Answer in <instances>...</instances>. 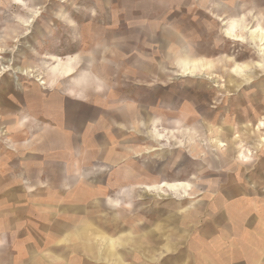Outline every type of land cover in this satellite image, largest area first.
I'll use <instances>...</instances> for the list:
<instances>
[{"label":"rangeland","instance_id":"obj_1","mask_svg":"<svg viewBox=\"0 0 264 264\" xmlns=\"http://www.w3.org/2000/svg\"><path fill=\"white\" fill-rule=\"evenodd\" d=\"M243 16L249 20L250 27H264V0H0V38L8 37L1 45L0 68L11 67L0 76L6 74L7 79L18 76L14 69H22L25 60L37 65L46 55L63 59L79 55L84 61L82 67H90L89 75L104 80L96 83L97 90L105 89L99 94L92 88L85 101L73 100L62 92H47L35 104L29 92L0 85V128H14L22 116L39 115L40 124L51 127L43 143L53 145L58 151L56 155L71 147L76 150L68 159L58 158L56 164L45 155L29 160L18 156L5 160L6 163L15 160L18 177L15 202L11 206L16 209L24 206L26 211L31 208L35 214L27 213L16 219V227L3 229V224L7 225V211H0V236H5L7 241L0 255L14 250L18 256L20 252L13 248L16 245L29 252L28 255L39 251L38 246H43L42 235L34 206H49L52 190L59 195L60 224L75 225L90 211L94 214L95 199L102 202L105 194L114 192L108 188L114 179L106 175L93 183L76 182L70 177L73 165L86 170L100 161L110 164L114 174L123 173L121 166L126 163L113 165L108 150L115 146L121 154L111 159L120 156V161L125 160L128 133L122 125H126L145 140V153L147 148H159L152 155L137 158L136 166L144 173L141 174L144 181L152 182V176L161 174L170 181L190 183L192 187L186 197L190 193L195 199L199 195L197 189L204 194L197 198L202 205L193 223L201 220L203 226L212 219L225 220L221 216L228 208L235 213V208L230 206L233 201L243 206L240 200L245 196L250 199L253 211L250 218L247 213H240L237 218L246 219V223L251 219L255 230L249 236L246 230L240 245L248 246L253 264H264V250L258 249L264 247V143L260 141L264 129L258 130V123L264 117V73L254 65L261 61V54L250 38L244 43L235 42L224 34L227 21ZM189 61L198 62L190 67L197 70L193 76L184 77L182 68ZM206 65L210 67L207 69ZM236 65L249 67L246 71L253 73L249 83L232 74ZM40 70L45 79L56 75L47 68ZM20 82L23 90H32L33 83H37L21 76ZM56 96L71 108L64 106L60 121L72 118L77 125L68 132L71 134L68 140L54 136L57 125L50 114L58 109L51 101ZM223 125H228L224 126L226 133L217 132ZM156 130L172 141L184 136L192 141H187L186 149H177L168 144L170 138L160 142ZM25 132L30 139L40 134L32 124ZM225 134H231V140L240 136L242 146H230ZM216 140L228 143L229 147L217 149ZM22 176L29 179L34 190L26 188V180L19 179ZM39 181L47 187L38 185ZM96 186L101 194L93 197L90 188ZM86 192L91 195L87 200L85 196L79 197ZM5 198L0 194V204H6L1 202ZM215 200L217 209L213 212L215 217H211ZM95 216L104 218L100 213ZM42 223L48 229L50 216L49 221ZM230 229L236 230L232 226ZM6 263V258L0 261Z\"/></svg>","mask_w":264,"mask_h":264},{"label":"crops","instance_id":"obj_2","mask_svg":"<svg viewBox=\"0 0 264 264\" xmlns=\"http://www.w3.org/2000/svg\"><path fill=\"white\" fill-rule=\"evenodd\" d=\"M6 40H8V37L0 38V46L3 45ZM70 57H72V64L75 67V72L72 75H64L62 72H59L58 67L57 71L55 70L56 75L46 76V79L45 76L41 75V71H37L41 79L18 72V76L12 74L15 78H13V76L8 79L4 78L6 74L0 76V85L5 89H16L20 92L31 93L29 95L32 99L35 98V104H38L40 102V97L45 96L44 93L47 92H62L64 96H68L76 101H85L92 88L96 93H104V88L100 91L96 88V83H103L104 80L97 76L95 77L94 74L92 76L89 75L91 71L89 70L90 67H82V63L84 62L82 57H79V55ZM23 63V66H21L23 69L31 68L39 70L44 68L43 62L33 65L25 60ZM56 66H58V64ZM79 70L81 74H79ZM20 76L26 77L28 80L35 79L37 83L33 84L34 88L32 91L23 90V83L20 82ZM44 79L47 83L42 84ZM63 79H67V81ZM65 82L67 83L66 86L64 85ZM34 90L37 91L38 94L37 92L35 93ZM51 101H54V104L58 106V109L55 108V112L50 114L55 117V124L58 125L57 132L54 136L63 137V139L67 137L68 140L69 136H71L68 132L74 131L77 126L75 120L71 118L60 121L66 109L64 106L68 104L60 96L54 97ZM68 106L70 108V104ZM38 116L34 115V118H32V116H22V118L19 119L20 121L18 120V123L14 125V128H0V158L2 157L0 159V190H2L0 194L6 197L1 200V202L6 201V204H0V207L6 206L1 208L0 211H7L5 217L7 225L3 224V229L16 227V219L22 216L24 217L27 213L35 214V211L31 208L26 211L24 206L18 209L11 206L15 202L18 177L15 160L12 162L8 161V163H6L5 160H10L9 158L15 156H18L20 159L29 160L38 157L40 154L49 156V159H52L53 163L56 164L58 158L68 159L76 153L75 148L71 147L70 149L64 150L61 155H56L58 151L53 149V145H48V142L45 141L44 146L42 140L51 127L48 126V124L42 126L38 120ZM31 124L40 133L33 136V139L25 137V129ZM122 127L127 130V139H130L127 141L128 144L125 147V160L120 161V156L119 159H111V156L121 154L113 145L108 150V158L113 165L121 166L122 163H126L125 166H121L123 173L120 171L114 174L110 164L100 161L93 163L92 167L86 170L79 166V160L75 162L76 166L78 164L79 167L75 168V165H73L74 169L70 177L76 182L88 180L90 183H93L97 181L96 178L106 175L114 179V181L111 180L112 187H108L114 192L112 194H105L102 202L95 199L92 208L95 211L94 214H91L92 211H90L84 219L75 225L66 226L60 224L59 217L62 215V212L59 209V195L57 193L58 191L52 190L50 194L52 195L50 198L51 204L49 206H43L42 204H39L38 207L37 204L34 206L37 211L39 210L37 214L40 218L39 231L40 234L42 233L40 240L43 246H38L39 251L31 252L30 255H28L29 252H25L23 248L19 249L16 245L13 248H15L18 253L20 252L18 256L15 255V251L13 250L12 252H7L8 255H0V261L6 258V264H188L189 261L193 260L195 264H220L219 262H221V264L255 263L253 258L249 257L250 252L248 246L243 247L240 245L241 242H244L241 238L245 231L247 230L249 236L252 230H255L253 229V222L250 219L246 223V220L240 221L237 218L240 213H247L250 218V215L253 213L252 207L250 208V201H248L250 199H247V196H245L246 198L243 197L244 199L240 200V202L244 203L243 206L248 205L241 210L240 207H243L240 205L241 203L233 201L230 206L235 208V213H232L234 209L232 211V209L228 208L226 212L222 214L223 216H221L222 218H226L225 220L212 219L203 226H201V220L193 223V219L194 221L197 220L196 217L200 214L199 209L202 205V202L197 200V198L204 194L200 192V189H197V194L199 195H197L198 197L196 196L195 199H192L190 193L189 197H186L187 195L183 196L184 190H180V194H175L171 191L156 192L145 188L147 185L155 186L162 181L170 180H167L159 174L152 176L154 179L152 182L144 181L145 178L141 175L144 173H141V170L136 166L137 158H144L146 155H152L155 152L145 153L144 140L140 139L141 137L137 136V133L133 134V129L130 126L122 125ZM133 139L134 141H132ZM135 141H139L140 144H136ZM153 148L155 147H151L150 149ZM149 157L166 160V157ZM152 161L156 163L154 160ZM145 173L147 172L145 171ZM19 179H25L26 188L28 190H34V186L29 184V179L26 178V176L19 177ZM38 185L47 187L45 182L42 181H39ZM70 185V183L66 184L67 187H70ZM98 188L97 186L90 188V193L93 194V197H95L96 194H101ZM90 193L88 194V192H86L80 194L79 197L84 198L85 196L87 200L89 196H91ZM85 194H87V197ZM164 200L168 201L163 205L161 201ZM216 204L215 200V206L210 205L211 210L217 209ZM178 206L180 207L178 208ZM164 207L165 209H163ZM98 212L104 216L103 219L96 218L95 214H99ZM128 212L130 213L128 214ZM49 216L50 226L47 229V225L42 223V220L49 221ZM210 216L215 217L213 211ZM221 223H223V225H221ZM230 226L236 228V230L230 229L229 231L228 228ZM1 230L2 228L0 227V231ZM6 242V237L0 236L1 250L7 246ZM12 242L15 245V242ZM253 242L255 243V241ZM258 249L263 251L264 247H259Z\"/></svg>","mask_w":264,"mask_h":264},{"label":"bare ground","instance_id":"obj_3","mask_svg":"<svg viewBox=\"0 0 264 264\" xmlns=\"http://www.w3.org/2000/svg\"><path fill=\"white\" fill-rule=\"evenodd\" d=\"M10 3V2H9ZM6 5V4H5ZM25 7V6H24ZM247 15V14H246ZM249 15V14H248ZM216 16V15H215ZM228 16V15H227ZM229 17V16H228ZM258 17V16H257ZM223 20V19H222ZM252 20V19H251ZM221 21V20H220ZM248 19L247 17L243 16V17H240V18H231L229 21H227L225 23L226 25V29L224 30V34L225 36L229 39V40H232V41H235V42H247V39L250 38V40L253 42V46L259 51V53L261 54V61L259 62H256L254 65L256 67H258L260 69V71H262L264 73V27L262 25H258L256 27H250V24L248 23ZM225 22V21H224ZM72 24V22L70 23ZM27 25V24H25ZM223 30V29H222ZM183 48V47H182ZM181 49V48H180ZM3 52L1 46H0V53ZM45 59L42 60L43 62V66L44 68H47L48 71H57V67L59 69V72H62L64 75L66 76H69V75H72L74 72H75V67L73 66L72 64V57H68V58H60L58 56H55V55H46L44 56ZM177 57V56H176ZM51 61H54L53 63ZM206 61V60H205ZM169 62V61H168ZM171 62V61H170ZM198 62H194V61H189L188 63L186 62L185 63V66H183V76L184 77H189L193 76L195 70H197V67H193V68H190L191 65L192 66H195ZM58 64V66H56ZM210 65H206L205 68H209ZM248 66H244V67H241L239 65H236L233 69H232V74H235L236 76H239V77H242L244 78V81L246 82H250V76L253 75L252 72H248L246 70H248ZM11 69L10 65L9 66H6V67H1L0 68V75L1 74H4L5 72L9 71ZM16 70L17 72H22V73H25V74H28V75H31V76H34V77H37L39 79H41V77H39V75L37 74V71H41L40 69H31V68H22V69H14ZM256 71V69H255ZM213 72V71H212ZM230 72V70H229ZM48 73V72H47ZM252 73V74H251ZM46 74V73H45ZM212 75V74H210ZM232 76V75H231ZM72 77V76H71ZM13 78H15L13 76ZM68 79V78H67ZM37 80V79H36ZM65 80V79H63ZM231 80V79H230ZM6 81V80H5ZM232 81V80H231ZM43 83H45L44 81H42ZM245 82V83H246ZM16 83V82H15ZM30 83V82H29ZM34 84V83H33ZM34 86V85H33ZM237 87H240V84L236 85ZM40 87V86H39ZM43 87V86H42ZM38 88V87H37ZM45 88V87H44ZM23 89V88H22ZM48 89V88H47ZM72 89V88H70ZM21 90V89H20ZM33 90V89H32ZM30 90V91H32ZM76 90V89H75ZM35 91V90H34ZM53 91V90H52ZM37 91H35L36 93ZM40 92V91H39ZM73 92V90H72ZM34 93V94H35ZM77 93V92H76ZM31 94V93H29ZM38 94V92H37ZM37 97V96H35ZM39 98V97H38ZM35 99V98H34ZM40 100H41V97H40ZM20 121V120H19ZM18 123V122H17ZM58 126V125H57ZM223 125V127H220L217 128V132H221V133H224L225 132V128H227V126ZM261 129H264V117L259 121L258 123V130H261ZM66 131V130H65ZM185 131H188V130H185ZM156 136H157V139L160 141V142H163L164 140L170 138L165 135L164 132H161V130H156ZM232 132V131H231ZM183 134H186L185 132L182 131ZM198 133V132H197ZM226 133V132H225ZM228 133H230L228 131ZM23 134V133H22ZM167 134H172L171 131H167ZM204 134V133H203ZM133 135V134H132ZM174 135V134H173ZM175 135H176V131H175ZM227 136V134H225ZM230 135L231 134H228V141L230 143V146H233V147H241V143L242 141L240 140V136H235L233 138V140L230 139ZM20 136V135H19ZM150 136V135H149ZM16 137V136H15ZM26 137V136H25ZM43 137V136H42ZM135 137V136H134ZM21 138V137H20ZM37 138V137H36ZM203 138V137H202ZM40 139V138H39ZM63 139V137H62ZM42 140V139H40ZM130 140V139H128ZM127 140V141H128ZM136 140V139H135ZM150 140V139H149ZM211 140V139H210ZM17 141V140H16ZM134 141V139L132 140ZM145 141V140H144ZM174 141V142H173ZM171 140L168 139V144L171 143V145H174L175 148L177 149H186L188 147V142H191L192 141V138L191 140H189L186 136H184L183 139H180L179 137H175L174 140ZM188 141V142H187ZM262 142V144L264 143V138L262 137V139L260 140ZM19 142V141H18ZM130 143V142H129ZM210 143V142H209ZM215 143V147L217 149H222V148H227L229 147L228 143H225L224 141L222 140H216ZM40 144V143H39ZM41 145V144H40ZM45 146V142L43 144ZM125 145V144H124ZM160 145V144H159ZM207 145V144H206ZM35 146V145H34ZM194 146V145H193ZM212 146V145H211ZM160 147H164V145H160ZM190 148V147H189ZM201 148V147H200ZM40 149V148H38ZM73 149V148H72ZM159 148H153V149H147V152L148 153H152V152H155L156 150H158ZM162 149V148H161ZM243 149V147H242ZM41 150H42V147H41ZM124 150V149H123ZM38 151V150H37ZM47 151V150H46ZM143 151V150H142ZM16 152V151H15ZM41 152V151H40ZM45 152V151H44ZM35 154V153H34ZM45 154V153H44ZM170 154V153H169ZM190 154V153H189ZM40 155V154H39ZM126 155V154H125ZM143 155V154H142ZM177 155V154H176ZM230 155V154H229ZM23 156V155H22ZM60 157V156H59ZM2 158V157H1ZM0 158V159H1ZM167 158V157H166ZM201 158V156H200ZM227 161V160H226ZM58 162V161H57ZM175 162V161H174ZM78 172V171H77ZM192 187V185L190 183H187V182H170V181H162L160 184L158 185H155V186H146L145 188H147L148 190L150 191H156V192H164V191H171V192H174L175 194L176 193H181L180 190H184L183 192V196H186L188 194V190H190V188ZM57 194V193H56ZM52 196V195H51ZM166 196V195H165ZM198 197V196H197ZM58 198V197H57ZM134 198V197H133ZM54 199V198H53ZM172 199V198H171ZM184 199V198H183ZM188 200V199H187ZM168 201V200H167ZM171 203V202H170ZM187 204V203H186ZM164 205V204H163ZM179 205V204H178ZM187 206V205H185ZM217 206V204H216ZM180 206H178L179 208ZM190 207V206H189ZM40 208V207H39ZM165 209V207L163 208ZM169 210V209H168ZM39 211V210H38ZM37 211V212H38ZM178 211V210H177ZM215 210H213L214 212ZM176 212V211H175ZM41 213V212H39ZM97 213V212H96ZM99 213V212H98ZM44 214V213H43ZM55 214V213H54ZM158 215V213H157ZM152 216V215H151ZM154 216V215H153ZM163 216V215H162ZM150 217V216H149ZM183 219V218H182ZM187 219V218H186ZM245 219V218H244ZM246 220V219H245ZM142 221V220H141ZM145 221V220H144ZM150 221V220H149ZM91 222V221H90ZM132 222V221H131ZM130 222V223H131ZM140 222V221H139ZM172 222V221H171ZM86 223V222H85ZM92 223V222H91ZM133 223V222H132ZM174 223V222H173ZM191 223V222H190ZM90 224V223H89ZM136 224V223H135ZM254 224V223H253ZM262 224V223H261ZM186 226V225H185ZM184 228V227H183ZM187 228V226H186ZM143 229V228H142ZM129 232V231H128ZM147 232V231H146ZM167 232V231H166ZM258 232V230H257ZM262 232V231H261ZM222 233V232H221ZM257 234V233H256ZM42 235V233H41ZM108 235V234H107ZM142 235V234H141ZM149 235V234H148ZM186 235V234H185ZM191 235V234H190ZM189 235V236H190ZM87 236V235H86ZM188 236V237H189ZM218 236V235H216ZM45 237V235H44ZM43 237V239H44ZM144 237V235H143ZM200 237V236H199ZM105 238V237H104ZM152 238V237H151ZM213 238V237H212ZM224 238V237H223ZM222 238V239H223ZM112 239V238H111ZM172 239V238H171ZM205 239V238H204ZM217 239V238H216ZM214 240V239H213ZM84 241V239H83ZM87 241V240H86ZM109 241V240H108ZM127 241V240H126ZM170 241V240H169ZM129 242V241H128ZM201 242V241H200ZM84 243V242H83ZM131 243V242H130ZM72 244V243H71ZM91 244V243H90ZM89 244V245H90ZM158 244V243H157ZM134 245V244H133ZM155 245V244H154ZM80 246V245H79ZM93 246V245H92ZM171 246V245H170ZM71 247V246H69ZM105 247V246H104ZM225 247V246H224ZM239 247V246H238ZM130 248V247H129ZM77 249V248H76ZM212 249V248H211ZM55 250V249H53ZM51 250V251H53ZM80 250V249H79ZM95 250V248H94ZM164 250V249H163ZM202 250V249H201ZM86 252V251H84ZM206 252V251H205ZM214 252V250H213ZM88 253V252H87ZM98 253V252H97ZM79 254V253H78ZM105 254V253H104ZM107 254V253H106ZM140 254V253H139ZM204 254V253H203ZM138 255V254H137ZM136 255V256H137ZM202 255V254H201ZM80 256V255H79ZM90 256V255H89ZM60 257V256H59ZM87 257V256H86ZM203 257V256H202ZM213 257V256H212ZM215 257V256H214ZM15 258V257H14ZM63 258V257H62ZM65 258V257H64ZM202 259V258H201ZM70 260V259H69ZM90 260V259H89ZM15 261V260H14ZM65 261V260H64ZM63 261V262H64ZM91 261V260H90ZM146 261V260H145ZM203 261V260H202ZM62 262V263H63ZM66 262V261H65ZM68 262V261H67ZM128 262V261H127ZM149 262V261H148ZM147 262V263H148ZM204 263V262H203ZM213 263V261H212ZM221 264V262H219ZM228 263V262H227ZM263 263V262H262ZM66 264V263H65ZM79 264V263H78ZM149 264V263H148ZM205 264V263H204ZM223 264V263H222ZM225 264V263H224Z\"/></svg>","mask_w":264,"mask_h":264}]
</instances>
